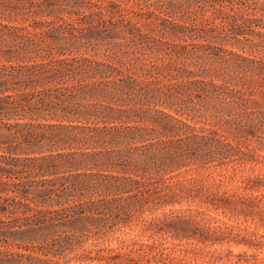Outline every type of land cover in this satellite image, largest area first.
Returning <instances> with one entry per match:
<instances>
[{
    "label": "trees",
    "instance_id": "16d2710c",
    "mask_svg": "<svg viewBox=\"0 0 264 264\" xmlns=\"http://www.w3.org/2000/svg\"><path fill=\"white\" fill-rule=\"evenodd\" d=\"M212 2L0 0V264H264V0Z\"/></svg>",
    "mask_w": 264,
    "mask_h": 264
},
{
    "label": "rangeland",
    "instance_id": "374dc122",
    "mask_svg": "<svg viewBox=\"0 0 264 264\" xmlns=\"http://www.w3.org/2000/svg\"><path fill=\"white\" fill-rule=\"evenodd\" d=\"M97 4H106L108 2L120 3L129 10V17L131 18H149L151 16L160 15L162 17H169L170 19H176L175 16H178V9L183 10L190 9L198 2H202V10L205 11H214L221 10V7L218 6V3L215 5L212 0H92ZM232 2V0H229ZM185 8V9H184ZM179 11V12H181ZM80 18L84 17L80 14ZM181 42V41H177ZM48 233L39 232L37 236V241H42L46 238ZM35 236H19L16 239L20 242L29 244L28 242L32 241ZM241 248L233 247L234 253H239Z\"/></svg>",
    "mask_w": 264,
    "mask_h": 264
}]
</instances>
